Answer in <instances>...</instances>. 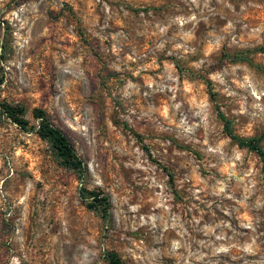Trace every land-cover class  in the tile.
Segmentation results:
<instances>
[{"label": "rangeland", "instance_id": "rangeland-1", "mask_svg": "<svg viewBox=\"0 0 264 264\" xmlns=\"http://www.w3.org/2000/svg\"><path fill=\"white\" fill-rule=\"evenodd\" d=\"M0 104V264H264L262 165L217 116L264 149V0H0Z\"/></svg>", "mask_w": 264, "mask_h": 264}, {"label": "trees", "instance_id": "trees-1", "mask_svg": "<svg viewBox=\"0 0 264 264\" xmlns=\"http://www.w3.org/2000/svg\"><path fill=\"white\" fill-rule=\"evenodd\" d=\"M246 59L245 56L234 55L231 61H246ZM205 83L209 89L210 98L213 100L214 94L210 90V83L209 81H205ZM24 113L25 110L20 105L0 104V114L4 115L19 128L26 130L28 122L24 119ZM217 116L223 124V132L234 144L257 155L262 165L261 172L264 175V149L260 145L261 138L240 137L233 132L231 121L219 109H217ZM33 118L38 121L35 133L48 143L56 162L66 170L73 172L78 179H83L86 173L85 164L77 155L67 136L52 123L43 110L35 109ZM162 169L168 171L165 167H162ZM168 176L170 179L172 178L171 174H168ZM80 191V198L86 204L87 209L96 213L108 225L111 220V202L109 197L99 192H89L84 188ZM103 257L106 264H124L114 251L103 252Z\"/></svg>", "mask_w": 264, "mask_h": 264}]
</instances>
